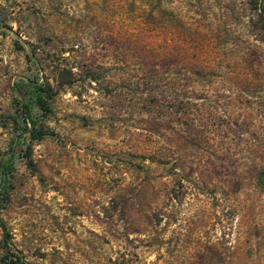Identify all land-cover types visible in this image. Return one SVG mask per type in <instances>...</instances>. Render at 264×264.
Wrapping results in <instances>:
<instances>
[{
	"label": "rangeland",
	"instance_id": "374dc122",
	"mask_svg": "<svg viewBox=\"0 0 264 264\" xmlns=\"http://www.w3.org/2000/svg\"><path fill=\"white\" fill-rule=\"evenodd\" d=\"M259 4L0 0V158L50 89L45 116L28 102L47 134L12 148L0 263L264 264Z\"/></svg>",
	"mask_w": 264,
	"mask_h": 264
},
{
	"label": "trees",
	"instance_id": "16d2710c",
	"mask_svg": "<svg viewBox=\"0 0 264 264\" xmlns=\"http://www.w3.org/2000/svg\"><path fill=\"white\" fill-rule=\"evenodd\" d=\"M259 12L264 15V0H260L259 4ZM58 76L60 78V84H68L72 80V73L69 69H60L58 72ZM50 89L45 86H41L40 84L34 82L32 84V97L29 99L30 101H21L20 102V115L18 120L13 119V124L17 126L16 134L14 135L13 146L19 143H24L25 141L37 140L42 138L47 134L46 129L41 125H36L35 118L32 116L30 111L29 103H32L38 110L39 116H45L49 111V103L48 97L50 96ZM13 146L9 150L11 152L8 158L2 157L0 158V205L2 198L7 194V187L9 186V178L12 170L11 156L16 152L17 154L20 151H12ZM24 155H21L23 158L27 156L25 150H23ZM0 231L2 235V243L7 246L9 241L8 232L5 228L3 221L0 218ZM0 264H32L26 261L23 256L16 251L8 252L6 256L1 259Z\"/></svg>",
	"mask_w": 264,
	"mask_h": 264
}]
</instances>
